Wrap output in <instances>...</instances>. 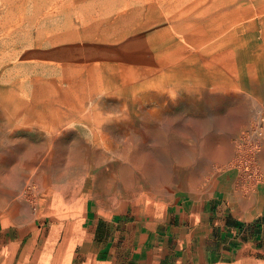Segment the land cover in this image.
Returning <instances> with one entry per match:
<instances>
[{"label": "rangeland", "instance_id": "obj_1", "mask_svg": "<svg viewBox=\"0 0 264 264\" xmlns=\"http://www.w3.org/2000/svg\"><path fill=\"white\" fill-rule=\"evenodd\" d=\"M256 69L264 0H0V264H94L87 200L147 214L227 172Z\"/></svg>", "mask_w": 264, "mask_h": 264}, {"label": "crops", "instance_id": "obj_2", "mask_svg": "<svg viewBox=\"0 0 264 264\" xmlns=\"http://www.w3.org/2000/svg\"><path fill=\"white\" fill-rule=\"evenodd\" d=\"M251 72L253 77L231 82V89L251 102L246 120L264 113L251 109L255 100L264 104V75L257 69ZM259 160L264 173V147ZM235 186L233 171L220 172L198 190L177 196L164 210L147 214L109 212L89 199L81 211L84 227L73 253L94 264H220L264 254V182L249 194ZM19 241L0 225L2 247Z\"/></svg>", "mask_w": 264, "mask_h": 264}, {"label": "built area", "instance_id": "obj_3", "mask_svg": "<svg viewBox=\"0 0 264 264\" xmlns=\"http://www.w3.org/2000/svg\"><path fill=\"white\" fill-rule=\"evenodd\" d=\"M233 147V156L226 169L235 173L236 189L242 193H252L264 182L259 160L264 147V113L253 116L233 138Z\"/></svg>", "mask_w": 264, "mask_h": 264}, {"label": "bare ground", "instance_id": "obj_4", "mask_svg": "<svg viewBox=\"0 0 264 264\" xmlns=\"http://www.w3.org/2000/svg\"><path fill=\"white\" fill-rule=\"evenodd\" d=\"M80 9V8H79ZM81 10V9H80ZM79 10V11H80ZM76 12V11H75ZM40 17V16H39ZM43 20H45V19H43ZM40 21H42V20H40ZM48 23V22H47ZM40 24V23H39ZM42 24V23H41ZM41 26V25H40ZM40 35V34H39ZM47 43V42H46ZM49 44V43H48ZM52 135V134H51ZM140 149L142 150V151H147V146H144V145H140ZM155 153H157V152H155ZM137 155V154H136ZM135 156V155H134ZM139 158V157H138ZM156 163V162H155ZM159 167V166H158ZM108 171V170H107ZM166 171V170H165ZM106 172V171H105ZM160 172V171H159ZM163 172V171H162ZM161 172V173H162ZM106 175H108V177H109V179L110 180H115V179H117V174L115 173V171H113V170H111V171H109L108 172V174H106ZM159 175V174H158ZM153 178V177H152ZM162 179V178H161ZM115 184L117 183V181L116 182H114ZM19 263V262H18Z\"/></svg>", "mask_w": 264, "mask_h": 264}]
</instances>
